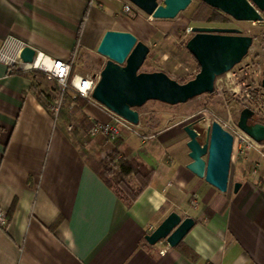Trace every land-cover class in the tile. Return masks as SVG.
Wrapping results in <instances>:
<instances>
[{
  "label": "crops",
  "instance_id": "crops-1",
  "mask_svg": "<svg viewBox=\"0 0 264 264\" xmlns=\"http://www.w3.org/2000/svg\"><path fill=\"white\" fill-rule=\"evenodd\" d=\"M123 3L0 0V49L12 35L54 58L75 56L77 64L76 56L97 52L109 29L145 36L143 27L129 21L116 27ZM26 73L0 61V208L12 211L6 229L0 226V264H264V164L253 174L256 152L240 157L233 184L221 192L187 168L184 127L186 161L159 148L139 152L128 135L129 157H141L155 175L127 208L56 126ZM35 80L41 88L50 86L39 73ZM84 110L93 120L110 121L97 103ZM171 128L150 136L159 138ZM172 211L193 217V228L176 247L148 243L145 236Z\"/></svg>",
  "mask_w": 264,
  "mask_h": 264
},
{
  "label": "water",
  "instance_id": "water-1",
  "mask_svg": "<svg viewBox=\"0 0 264 264\" xmlns=\"http://www.w3.org/2000/svg\"><path fill=\"white\" fill-rule=\"evenodd\" d=\"M154 19H173L187 9L192 0H129ZM237 21L263 22L264 0H201ZM186 43L200 66L199 72L186 82H179L166 72L141 71L150 47L130 31L109 29L97 47L106 62L97 77L92 98L113 113L138 125L137 108L150 100L171 105L185 103L205 93H213L218 76L227 73L248 54L254 37L242 34L238 28L195 26ZM35 50L26 46L20 56L31 62ZM261 86L264 88V64ZM255 111L245 107L240 111L238 127L248 136L264 143V123L252 122ZM197 121L184 126L191 161L187 168L221 192L230 187L234 135L214 120L204 130ZM204 136V140L201 137ZM1 164V158H0ZM241 187L234 184V191ZM195 225L191 216L170 212L152 232L145 236L154 245L160 241L176 247Z\"/></svg>",
  "mask_w": 264,
  "mask_h": 264
},
{
  "label": "rangeland",
  "instance_id": "rangeland-1",
  "mask_svg": "<svg viewBox=\"0 0 264 264\" xmlns=\"http://www.w3.org/2000/svg\"><path fill=\"white\" fill-rule=\"evenodd\" d=\"M203 4L204 2L200 0H192L187 9L181 11L173 19H154L136 5L134 7L141 12L140 14L134 11L124 17L120 15L119 25L116 27L121 28L125 26V22L129 21L135 29L143 27L146 37L152 34L151 39L148 40L150 47L146 59L148 63L142 66L141 71L161 70L179 82L185 79L188 81L198 72L197 61L186 47L187 41L193 35V27L238 28L242 34L254 37L253 44L243 60L217 78L213 93H205L185 103L175 105L150 100L137 108L140 122L136 129L140 136L132 135L129 145L139 152L147 153L152 148H159L161 153L166 154L168 151L174 159L186 161L187 147L183 127L189 122L201 119L199 126L204 130L212 121L217 120L222 123L225 129L237 136L239 132L237 123L243 108L250 107L255 111V116H264V90L260 88L264 64V21L256 23L237 21L227 14L221 15L222 11L220 12L218 9L209 12V8ZM210 13L218 16L219 20L209 21L207 18ZM193 15L202 19L193 20ZM146 19L151 24L148 25L147 21H144ZM190 30L191 33H188ZM136 33L139 32L136 30ZM145 36L137 35L141 41H146ZM76 62L75 71L91 75L100 73L106 59L96 51L93 53L84 52L79 60L76 56ZM39 74L44 83L50 86L54 85L55 82L49 79L46 74L42 72ZM168 128L171 129L159 138L150 136ZM177 133L180 135L176 136ZM143 136L146 137L143 138ZM166 136L172 137L164 141ZM239 159L236 142L231 164L230 186L234 182Z\"/></svg>",
  "mask_w": 264,
  "mask_h": 264
},
{
  "label": "trees",
  "instance_id": "trees-1",
  "mask_svg": "<svg viewBox=\"0 0 264 264\" xmlns=\"http://www.w3.org/2000/svg\"><path fill=\"white\" fill-rule=\"evenodd\" d=\"M203 5L209 8V12L212 10L217 11V9L214 8V10L213 7L206 3ZM213 14L210 13L207 19L209 21L219 20L218 16ZM220 14L223 15L225 13L221 12ZM123 15H130V13L123 12ZM192 19L201 20L202 18L193 15ZM147 63L146 60L144 65ZM197 67L199 72L200 66L198 62ZM75 69L76 64L74 63L72 72ZM12 71L22 72L15 68ZM37 73L41 72L33 70L26 73L32 78L31 90L36 99L48 114L55 119L56 126L76 146L86 163L100 176L127 208L132 207L152 184L155 175L154 168L150 167L141 157H129L132 148L128 145L124 136L112 137L99 133L92 137L90 131L98 121L90 118L84 110L89 101L72 90H66L63 103L56 114L53 107L60 92L59 87L55 82L54 85L41 88L40 84L35 80V74ZM185 81L187 79L181 82ZM252 122L264 123V116L256 115ZM69 127L71 128L69 129ZM166 210V208H162L160 212L164 214ZM11 216L12 211L7 212L5 229ZM191 258L196 260L198 255L192 254Z\"/></svg>",
  "mask_w": 264,
  "mask_h": 264
},
{
  "label": "built area",
  "instance_id": "built-area-1",
  "mask_svg": "<svg viewBox=\"0 0 264 264\" xmlns=\"http://www.w3.org/2000/svg\"><path fill=\"white\" fill-rule=\"evenodd\" d=\"M122 11L132 13L136 11V9L132 2H130L129 0H124ZM188 33H191V30ZM26 46H30L35 50L34 58L31 62L24 61L20 56L22 50ZM74 58L75 56H72L70 59L54 58L44 51L32 46L27 41L12 35L6 37L4 44L0 49V61L8 64L11 69L15 68L23 72L37 70L46 74L49 79L56 82L60 90L53 107L56 114L59 112V109L63 103L64 94L68 89L72 90L80 97L87 99L89 103L99 104L92 98V92L98 80L97 77H94V74L88 75L82 74L80 72H72ZM196 74L197 72L194 74V76ZM260 88L264 90V88L261 86V83ZM104 109L109 113L110 121L106 123L98 122L97 124H95L90 131V135L92 137L98 135L99 133L107 134L112 137H126L128 135L140 136V133L136 129L137 125L129 122L125 118L113 113L105 107ZM70 128L71 127H69V129ZM144 137L145 136H143V138ZM236 142L238 144V156L244 159H248L249 153L251 151L256 152L258 159L253 164V174H260L262 165L264 164V143L254 140L239 129L238 135H234L232 161L234 157V148ZM6 214V211L0 208L1 227H4L7 223Z\"/></svg>",
  "mask_w": 264,
  "mask_h": 264
},
{
  "label": "flooded vegetation",
  "instance_id": "flooded-vegetation-1",
  "mask_svg": "<svg viewBox=\"0 0 264 264\" xmlns=\"http://www.w3.org/2000/svg\"><path fill=\"white\" fill-rule=\"evenodd\" d=\"M200 1H201V0H200ZM193 121H197L196 125L199 126V122L201 121V119H200V120L196 119V120H193ZM191 122H192V121H191ZM184 126H185V125H184ZM201 140H202V141L204 140V136L201 137Z\"/></svg>",
  "mask_w": 264,
  "mask_h": 264
}]
</instances>
